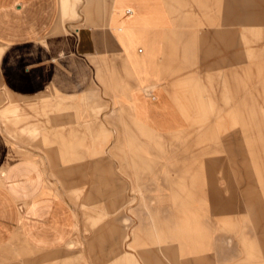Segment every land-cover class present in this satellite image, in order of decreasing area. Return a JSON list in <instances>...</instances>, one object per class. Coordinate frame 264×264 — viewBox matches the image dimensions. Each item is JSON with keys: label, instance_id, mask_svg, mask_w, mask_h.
Wrapping results in <instances>:
<instances>
[{"label": "crops", "instance_id": "crops-1", "mask_svg": "<svg viewBox=\"0 0 264 264\" xmlns=\"http://www.w3.org/2000/svg\"><path fill=\"white\" fill-rule=\"evenodd\" d=\"M62 4L0 0V93L9 99L26 103L48 91L75 98L93 85L108 112L125 111L143 137L142 127L185 137L200 125L197 105H221L222 78L235 88L242 73L254 76L241 46L253 59L261 52L264 71V0H80L75 19L62 17ZM1 129L0 261L60 262L74 235L72 204L57 181H48L47 156ZM117 167L104 170L118 174ZM111 180V204L122 205L127 180ZM100 189L90 185V205L106 204ZM170 206L176 227L166 232L176 230L186 248L189 211L172 199Z\"/></svg>", "mask_w": 264, "mask_h": 264}, {"label": "rangeland", "instance_id": "rangeland-1", "mask_svg": "<svg viewBox=\"0 0 264 264\" xmlns=\"http://www.w3.org/2000/svg\"><path fill=\"white\" fill-rule=\"evenodd\" d=\"M79 2L62 0V17L75 19ZM241 48L254 76L242 73L235 88L222 78L221 105H197L200 125L185 137L142 127L143 137L125 111L108 112L93 85L75 98L48 91L26 103L0 93L1 131L47 156L48 181L72 204L70 253L55 264H264V71L261 52L253 59ZM114 164L118 174L104 170ZM118 176L127 199L112 205L105 183ZM90 185L107 193L105 205H90ZM171 199L189 211L186 248L166 232L176 227Z\"/></svg>", "mask_w": 264, "mask_h": 264}]
</instances>
